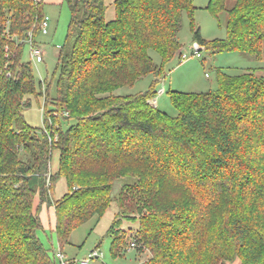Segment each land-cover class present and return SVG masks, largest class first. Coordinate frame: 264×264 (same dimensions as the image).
<instances>
[{
  "label": "trees",
  "instance_id": "obj_1",
  "mask_svg": "<svg viewBox=\"0 0 264 264\" xmlns=\"http://www.w3.org/2000/svg\"><path fill=\"white\" fill-rule=\"evenodd\" d=\"M63 1L71 17L52 92L23 59L45 2L0 0V264H75L40 231L61 246L114 200V258L129 251L130 221L132 243L150 252L145 264H264V75L219 69L214 90H171L169 115L151 100L167 64L183 58L178 35L194 0ZM227 1L208 5L216 18L228 13L227 38L204 39L193 24L194 40L264 58V0ZM150 73L158 78L148 90L118 92ZM39 96L37 128L23 111Z\"/></svg>",
  "mask_w": 264,
  "mask_h": 264
},
{
  "label": "rangeland",
  "instance_id": "obj_2",
  "mask_svg": "<svg viewBox=\"0 0 264 264\" xmlns=\"http://www.w3.org/2000/svg\"><path fill=\"white\" fill-rule=\"evenodd\" d=\"M210 0H194V12L190 16L184 13L182 27L178 35L179 41L183 44L181 52L183 58H175L169 62L165 68V73L155 85L156 96L151 100L152 104L159 110L169 115H177L176 108L171 103L170 91L181 92H204L217 88V70L230 75L239 74L250 68L258 69L259 74L264 75V70L259 68L264 66V58L240 51H224L212 53L205 46L197 47L194 40L195 29H199L201 36L207 40L225 39L228 36V13H220L219 18L213 16L208 9ZM44 12L49 17L48 33L42 31L35 35V44L43 52V61L35 62L30 54V44L24 48L23 59L30 61L37 81L40 80L53 82L52 92L55 89L57 77L58 51L64 44L68 25L70 22V11L68 5L63 0H44ZM232 0L227 1V6L231 7ZM151 56L156 63H160L161 58L158 52L151 50ZM158 77L153 73L139 78L133 85L125 86L118 90L124 95L144 92L148 90ZM42 97L32 100V106L24 109L23 113L26 120L33 126L39 128L43 125L42 108L39 102ZM59 167V153L55 150L52 158V171L55 172ZM127 179H120L116 182L113 195L117 196L121 183ZM123 184V183H122ZM66 192V184L62 179L56 188L55 197H60ZM120 211L114 200L102 218L96 216L74 229L68 241L58 243L55 233L40 231L39 235L44 241L50 252H57L59 247L62 249L66 259L75 261V264H145L150 257L147 249H140L139 245H134V228L136 223L125 222V234L130 236L129 251L123 257L114 258L110 248L114 240L113 235H108V230L112 224L114 213ZM132 243V244H131ZM98 250L102 257L89 258L92 251ZM240 259L236 258L227 264H240Z\"/></svg>",
  "mask_w": 264,
  "mask_h": 264
},
{
  "label": "built area",
  "instance_id": "obj_3",
  "mask_svg": "<svg viewBox=\"0 0 264 264\" xmlns=\"http://www.w3.org/2000/svg\"><path fill=\"white\" fill-rule=\"evenodd\" d=\"M40 27H41V31L43 33H48V27H49V17L46 15L44 17V19L42 20L41 24H40ZM30 54H31V57L32 59L35 61V62H40V61H43V52L42 50L36 46V45H33L32 42H30ZM102 253H100L98 250H95V251H92L90 254H89V258L88 259H91V258H97V257H102ZM58 257L61 259L62 262H64V255L58 251Z\"/></svg>",
  "mask_w": 264,
  "mask_h": 264
},
{
  "label": "water",
  "instance_id": "obj_4",
  "mask_svg": "<svg viewBox=\"0 0 264 264\" xmlns=\"http://www.w3.org/2000/svg\"><path fill=\"white\" fill-rule=\"evenodd\" d=\"M196 46H197V47H199V45H198V44H197Z\"/></svg>",
  "mask_w": 264,
  "mask_h": 264
},
{
  "label": "crops",
  "instance_id": "obj_5",
  "mask_svg": "<svg viewBox=\"0 0 264 264\" xmlns=\"http://www.w3.org/2000/svg\"><path fill=\"white\" fill-rule=\"evenodd\" d=\"M44 1V0H43ZM46 4V3H45Z\"/></svg>",
  "mask_w": 264,
  "mask_h": 264
}]
</instances>
